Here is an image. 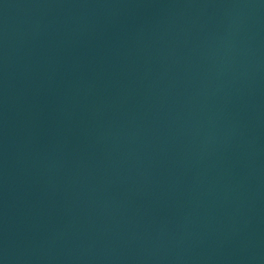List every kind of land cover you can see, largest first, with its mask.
<instances>
[{
	"label": "water",
	"instance_id": "water-1",
	"mask_svg": "<svg viewBox=\"0 0 264 264\" xmlns=\"http://www.w3.org/2000/svg\"><path fill=\"white\" fill-rule=\"evenodd\" d=\"M0 264H264V0H0Z\"/></svg>",
	"mask_w": 264,
	"mask_h": 264
}]
</instances>
